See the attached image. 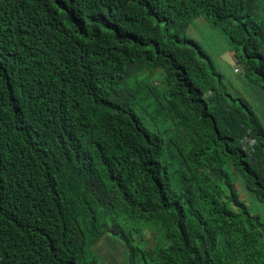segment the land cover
<instances>
[{
	"label": "trees",
	"instance_id": "trees-1",
	"mask_svg": "<svg viewBox=\"0 0 264 264\" xmlns=\"http://www.w3.org/2000/svg\"><path fill=\"white\" fill-rule=\"evenodd\" d=\"M200 17L264 89V0H0V264H264V124Z\"/></svg>",
	"mask_w": 264,
	"mask_h": 264
},
{
	"label": "rangeland",
	"instance_id": "rangeland-1",
	"mask_svg": "<svg viewBox=\"0 0 264 264\" xmlns=\"http://www.w3.org/2000/svg\"><path fill=\"white\" fill-rule=\"evenodd\" d=\"M187 35L197 40L206 49L216 68L223 75L228 91L249 99L255 113L264 124V89L259 87L260 85L257 83V85H254L247 82L244 74L235 71V68L238 66L225 34L220 29L212 27L206 18L200 17L190 25ZM240 183L242 187L238 183L236 184L239 187L240 197L246 201L251 211L264 222V202L258 200L254 192L250 188L245 187L244 182ZM115 240L112 237L106 236L101 241V244L95 248V250H102L103 255L108 256L104 259L103 264H117V257L119 256V252L117 251L120 249L115 251Z\"/></svg>",
	"mask_w": 264,
	"mask_h": 264
},
{
	"label": "clouds",
	"instance_id": "clouds-1",
	"mask_svg": "<svg viewBox=\"0 0 264 264\" xmlns=\"http://www.w3.org/2000/svg\"><path fill=\"white\" fill-rule=\"evenodd\" d=\"M246 136L242 138L241 142L243 143V148L246 152H255V146L257 144V141L254 137L249 135L250 129L246 131Z\"/></svg>",
	"mask_w": 264,
	"mask_h": 264
}]
</instances>
